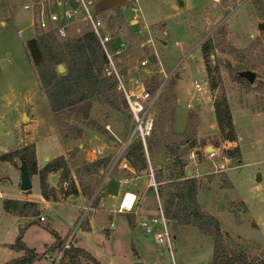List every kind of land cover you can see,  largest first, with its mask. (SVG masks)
<instances>
[{
	"label": "rangeland",
	"instance_id": "rangeland-1",
	"mask_svg": "<svg viewBox=\"0 0 264 264\" xmlns=\"http://www.w3.org/2000/svg\"><path fill=\"white\" fill-rule=\"evenodd\" d=\"M24 3L25 0H0V155L34 143L39 168L47 163V157L50 161L62 155L72 175L77 167L89 162L94 154L92 149L97 146L104 148V154H113L114 160L127 140L131 119L126 124L123 114L94 102L87 120H72L84 129L83 137L64 140L26 47L38 28L31 26V13L23 8ZM126 5L122 8V25L104 16L107 14L101 15L102 19L106 17L103 20L113 43H126L115 55L116 62L119 66L129 65L131 73H140L141 61L148 59L145 52H154L159 65L154 74L160 76L161 82L165 81L164 94L174 96V122L172 127L166 125L165 133L176 138L186 130L189 114H197L196 136L206 143L199 148L204 158L202 164L195 162L194 150L191 151L195 157L190 155L191 151L187 157L190 162L187 176H196L202 184L197 194L200 206L216 216L237 242L249 247L252 253L261 252L264 250V92L260 90V82L264 81V29L259 24H264V0H129ZM91 8L95 12L92 4ZM135 14H139L141 21L131 24ZM109 22H114L112 27ZM209 36L219 42V51L212 62L220 64L222 86L237 134L235 142L222 140L216 122L214 93L208 84L200 49ZM140 41L146 44L145 50L137 46ZM111 45L110 51L114 53L117 48L114 50ZM130 46L135 48L134 55L128 52ZM227 62L232 66L249 62L253 66L250 71L256 74L254 82L244 84L233 79ZM170 73L169 77L165 76ZM195 83L200 84L201 90L195 88ZM159 104L157 100L154 119ZM234 145L241 148L240 163L221 155L223 148ZM208 146L212 149L207 150ZM83 152L85 155L81 156ZM103 153L97 154V158ZM152 163L166 168L161 154L153 156ZM20 165L19 157L13 162H0V263L23 254L11 247L23 228V240L41 251L55 240L50 228L66 235L74 230L84 213L83 224L89 221L90 229L79 227L75 241L103 264L211 263L213 238L197 226H175L169 222L172 249L166 242H157L142 227L144 218L158 215V198L161 202L154 186L144 182L151 178L149 170L140 172L143 182L120 183L112 177L107 181L109 166L96 182V194L105 191L107 194L99 195L97 206H93V198L83 195L72 199L60 194L58 202L44 203L37 174L31 176L32 188L21 190ZM165 172L166 178L168 172ZM114 173L126 176V172L121 174L118 169ZM230 184L233 185L228 188ZM125 189L137 193L131 210H119ZM6 198L41 202V215L46 217L50 228L31 224L37 218L6 212L3 207ZM89 205L91 209L86 211Z\"/></svg>",
	"mask_w": 264,
	"mask_h": 264
},
{
	"label": "trees",
	"instance_id": "trees-1",
	"mask_svg": "<svg viewBox=\"0 0 264 264\" xmlns=\"http://www.w3.org/2000/svg\"><path fill=\"white\" fill-rule=\"evenodd\" d=\"M121 12L122 7H116L109 17L111 21L122 25L124 20ZM114 22H109V26L112 27ZM37 31L26 42V47L38 79L46 91L49 105L55 114L60 134L64 140L69 141L83 137L84 129L72 123V120H87L94 102L106 104L123 114L125 122L128 124L131 113L127 101L122 91L118 89L116 76L108 74V57L91 26L82 19H78L68 27V34L65 37L59 36L53 30L46 31L38 28ZM113 41L114 39L110 43L115 50L121 41L115 42V44ZM137 46L142 50L146 49V44L142 45L141 41ZM200 49L205 60L208 84L214 93L215 116L219 134L222 140L235 142L237 141V134L228 98L222 86L220 64L218 61L212 62L217 51H219V42L214 36H209L201 43ZM128 52L134 55L135 48L130 46ZM145 54L152 64H158L154 52H145ZM115 59L116 56H114V61L121 74L129 76L135 73L130 72L129 65L119 66ZM59 64L65 66L63 72L58 70ZM226 67L233 79L240 83H249L244 75L245 71L253 69L249 62L244 65L239 63L238 66H232L230 62H227ZM160 83V76L153 74L148 79L147 87L152 91ZM170 86L173 89L174 83H170ZM261 89L264 92V81L260 82ZM217 90L220 91V94L216 95ZM162 94L158 99L160 104L156 119H154V127L148 137V149L151 163L153 156L157 154L164 156L166 168L160 163L156 165L152 163V165L165 216L175 226L183 224L197 226L202 232L212 236L214 243L210 264H264V250L252 253L249 247L237 242L235 237L222 227L216 216L200 206L197 194L202 184L196 176H187V167L190 163L187 157L191 150L196 152L195 162L200 165L204 161L199 148L205 146L206 143L196 136L197 114H189L184 133L176 135V138L170 137L169 134L165 133V127L167 124L169 127L173 126L174 96L164 94V92ZM184 148L185 153L183 152ZM221 155L240 163L242 152L239 145H234L223 148ZM16 157L26 162L31 176L34 174L39 176L41 195L45 200L58 202L60 194L64 197H73L72 199L83 195L89 199L93 198V206H97L100 199V193L99 195L96 194L98 189L96 182L105 174L113 160V154H105L93 161L83 163L75 169L72 175L68 161L62 155L39 168L35 144L30 143L13 151L2 153L0 162H13ZM123 158L135 173L149 170L148 160L140 140H135L129 144ZM117 169L121 170V174L126 172V176L131 174L129 169L124 168L116 167L113 171L115 172ZM59 170H62V173L58 183L52 185L49 177ZM166 170L168 175L165 178ZM92 176L98 177V179L96 181L89 180ZM114 176H118V174L114 173ZM232 185H228V188ZM221 187L223 188V186ZM3 207L6 212L11 214L37 218L31 224H42V226L50 228L47 221L39 219L41 207L36 201L6 198L3 200ZM82 228L89 230V221L85 222ZM24 230L25 228L22 229L16 242L11 244V247L17 251H22L23 254L0 264H35L42 259L47 251L61 247L67 236V234L62 235L54 228H50L55 238L54 242L47 244L43 250L38 251L23 240ZM236 239H240V237L237 236ZM63 262L64 264H103L88 249L79 245L78 241H75L66 250Z\"/></svg>",
	"mask_w": 264,
	"mask_h": 264
},
{
	"label": "built area",
	"instance_id": "built-area-1",
	"mask_svg": "<svg viewBox=\"0 0 264 264\" xmlns=\"http://www.w3.org/2000/svg\"><path fill=\"white\" fill-rule=\"evenodd\" d=\"M78 6L73 8L69 4L68 0H25L23 8L31 13V26L37 27L42 30H53L61 36L65 37L68 34V27L76 20L82 19L87 22L98 36L100 43L102 44L106 55L109 60L108 74H114L118 81V89L122 91L127 101L129 111L131 113V129L127 137L126 142L120 149V152L115 156L114 163L110 166L107 179L118 165L119 161L123 159L126 148L135 140H140L143 144L144 152L146 154L149 173L151 177V184L157 191V184L155 181L154 168L149 158L148 149V137L151 135L154 127V108L157 100L163 92L165 81L161 82L152 91L147 87L148 79L154 74L155 65L148 64L149 60L144 59L141 61L142 70L140 73L125 76L121 74L115 64L114 56L122 50V46L126 45L125 42H121L120 48H117L115 52H111L109 48L110 42L113 40L112 34L109 27L106 25L104 20L100 18L96 12L91 8V2L89 0H77ZM137 2V0H134ZM137 10L135 7H132ZM141 18L139 14L133 16V22H139ZM22 30H18L20 36ZM178 43V42H176ZM153 65V66H151ZM173 73V72H172ZM170 74H165L169 77ZM195 88L201 90L199 83H195ZM108 127V126H107ZM195 151V150H194ZM191 151L193 157L195 152ZM94 154H102L103 150L101 147L92 149ZM127 167V164H124ZM125 196L123 197V201ZM135 197L132 201L131 206L124 207L123 201L119 206V210L129 209L131 210L135 204ZM91 209V205L86 207V211ZM158 215H150L141 221L142 227L149 234H152L157 242H166L167 246L172 249V233L169 229V220L163 212L162 203L158 198ZM41 221H46V217L41 215L39 217ZM85 221V213L80 218V221L72 232H68L65 238L64 244L52 251H47L42 256V259L37 261L35 264H64L63 258L67 249H69L75 242L76 231L82 226ZM158 227V228H157Z\"/></svg>",
	"mask_w": 264,
	"mask_h": 264
},
{
	"label": "crops",
	"instance_id": "crops-1",
	"mask_svg": "<svg viewBox=\"0 0 264 264\" xmlns=\"http://www.w3.org/2000/svg\"><path fill=\"white\" fill-rule=\"evenodd\" d=\"M89 2H91V4H92V7L94 8V10H95V12L97 13V15L101 18V15L102 14H107V15H104V16H106L107 18L108 17H110V15L113 13V10L116 8V7H122L123 9H125L127 6H126V3H128L129 2V0H89ZM121 15H122V17H123V14H122V12H121ZM106 17H104V18H106ZM103 18V19H104ZM105 22V21H104ZM140 22V21H139ZM131 24H133V21L132 22H130ZM159 66V65H158ZM97 147H99V146H97ZM103 150H104V148H103ZM89 153H91V152H88V154ZM93 153V152H92ZM91 153V154H92ZM107 154H109V153H107ZM83 155H85V152H83L82 153V155L81 156H83ZM103 155H105L104 153H103ZM103 155H101V156H103ZM97 154H93V157L92 158H89L88 160H89V162L90 161H93L94 159H96L97 158ZM115 160V159H114ZM114 160L111 162V165L114 163ZM124 164H127V167L126 166H124ZM110 165V166H111ZM223 165H224V163H222L221 164V166L223 167ZM116 167H118L119 169H129L130 171H131V174H130V176H114V172H112L111 173V175L109 176V178L110 177H112V180L113 181H115V182H120V183H126V182H143V174H141L140 172L139 173H135V172H133V169L132 168H130L129 166H128V163L126 162V160L123 158L121 161H119V163H118V165L116 166ZM108 178V179H109ZM107 179V181H109ZM106 181V182H107ZM144 182H147L146 184L147 185H149V186H152V184H151V182H152V180H151V178H148L147 179V181H144ZM153 187V186H152ZM154 188V187H153ZM102 193L104 194V195H102ZM107 194V192L105 191V192H101V197H103V196H105ZM125 194L126 195H134V197L136 198V194L137 193H135V192H133V191H130L129 189H125V192H124V194H123V197L125 196ZM142 196V195H141ZM84 197V196H83ZM123 197H122V199H123ZM86 198V197H85ZM14 199H17V198H14ZM122 199H121V201H122ZM20 200H23V199H20ZM32 201H35V200H32ZM36 202H38L40 205H41V202H39V201H36ZM45 202H50V201H47V200H45L44 199V203ZM120 204H121V202H120ZM140 204H141V201H140ZM138 208V207H137ZM146 215H149V214H146ZM68 233V232H67ZM78 244H79V242H78ZM80 245V244H79ZM37 250V249H36ZM39 251V250H38Z\"/></svg>",
	"mask_w": 264,
	"mask_h": 264
},
{
	"label": "water",
	"instance_id": "water-1",
	"mask_svg": "<svg viewBox=\"0 0 264 264\" xmlns=\"http://www.w3.org/2000/svg\"><path fill=\"white\" fill-rule=\"evenodd\" d=\"M68 2H69L70 5H72L73 8H76L78 6V1L77 0H68ZM180 4H183V2L180 1ZM259 28L260 29H264V24L260 23L259 24ZM142 45H144V43ZM154 68L157 69L158 68V64L155 65ZM58 70L60 72H63L65 70L64 65L63 64H59L58 65ZM244 75H245V77L247 78V80L250 83H253L255 78H256V74H255L254 71L247 70V71L244 72ZM81 146H82V144H81ZM210 149H212V147L208 146L207 150H210ZM183 152L185 153V148L183 149ZM49 159H50V157H47L45 159L46 162H48ZM19 170H20V188L23 191H29L32 188V179H31V174L29 172V168H28V166H27V164H26V162L24 160H21V165L19 166ZM61 173H62V170H59L56 173L51 174L50 177H49V181L51 183H53L54 185H57ZM189 173H190V171H189ZM257 178H258V180H260V175H258ZM102 195H104V194L102 193ZM141 263L142 262H135V264H141Z\"/></svg>",
	"mask_w": 264,
	"mask_h": 264
},
{
	"label": "bare ground",
	"instance_id": "bare-ground-1",
	"mask_svg": "<svg viewBox=\"0 0 264 264\" xmlns=\"http://www.w3.org/2000/svg\"><path fill=\"white\" fill-rule=\"evenodd\" d=\"M133 199H134V195H126L125 194V199H124V201H123V206L124 207H129V206H131V204H132V201H133Z\"/></svg>",
	"mask_w": 264,
	"mask_h": 264
}]
</instances>
